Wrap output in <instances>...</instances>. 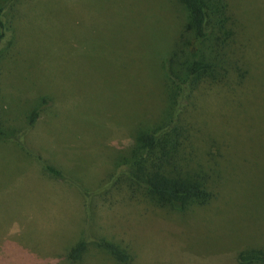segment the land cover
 <instances>
[{
  "label": "rangeland",
  "instance_id": "374dc122",
  "mask_svg": "<svg viewBox=\"0 0 264 264\" xmlns=\"http://www.w3.org/2000/svg\"><path fill=\"white\" fill-rule=\"evenodd\" d=\"M225 7L234 21L227 48L245 78L238 87L202 85L185 118L195 130L206 124L194 133L200 144L223 142V163L236 169L231 184L260 174L264 194V0ZM9 12L0 131L14 140L0 137V264H117L100 239L127 249L135 258L127 264H172L182 254L183 264H238L235 250H221L264 245V210L210 218L200 233L180 232L181 242L163 238L165 249L144 242L161 240L159 224L147 227L159 213L107 170L165 107L161 64L175 40L185 42L181 0H16ZM80 240L87 248L72 262Z\"/></svg>",
  "mask_w": 264,
  "mask_h": 264
},
{
  "label": "trees",
  "instance_id": "16d2710c",
  "mask_svg": "<svg viewBox=\"0 0 264 264\" xmlns=\"http://www.w3.org/2000/svg\"><path fill=\"white\" fill-rule=\"evenodd\" d=\"M15 2L8 0L0 7V60L12 42L13 28L8 17H11L9 10ZM181 2L187 11V21L180 37L185 42L175 40L161 64L168 82L165 107L154 122H148L150 124L140 129L128 150L118 154L114 170L107 169L117 184L124 181L131 189L141 191L147 208L159 213L157 219L148 220L147 227L152 230L155 223L159 224L157 230L161 240L147 234L144 242L158 241L160 249H165L164 239L168 236L178 239L180 232L197 234V231H203V223L210 218L227 222L229 220L224 217L228 214L229 218L239 213L251 216L264 210L261 175L256 179L238 176L235 185L231 184L229 173L233 175L236 169L227 168L223 163L220 151L223 142L214 139L206 142L201 138L203 144H200L194 133L206 124H196L195 130L185 118L188 107L194 102V92L202 85L238 87L245 78L246 70L227 48L231 31L225 27L232 16L226 12L225 0ZM38 116L39 111L35 110L28 128L36 123ZM0 137L5 141L14 140L2 130ZM46 168L56 176L60 175L52 166ZM226 185L229 191L224 189L222 195L221 188ZM245 244L247 248L244 249ZM257 244L242 242L221 252L235 250L238 264H264V245ZM87 245L86 240L78 241L71 247L68 258L72 262L79 260ZM96 245L117 264L135 260L116 242L100 239ZM180 256L177 255L178 261L172 264H183L181 261L188 255Z\"/></svg>",
  "mask_w": 264,
  "mask_h": 264
}]
</instances>
